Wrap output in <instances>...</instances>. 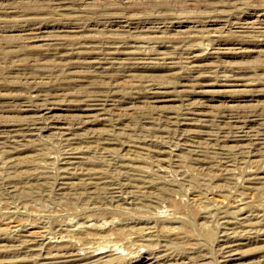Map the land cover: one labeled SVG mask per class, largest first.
Listing matches in <instances>:
<instances>
[{
	"label": "rangeland",
	"instance_id": "374dc122",
	"mask_svg": "<svg viewBox=\"0 0 264 264\" xmlns=\"http://www.w3.org/2000/svg\"><path fill=\"white\" fill-rule=\"evenodd\" d=\"M246 20L264 0H0V264H264Z\"/></svg>",
	"mask_w": 264,
	"mask_h": 264
},
{
	"label": "bare ground",
	"instance_id": "6f19581e",
	"mask_svg": "<svg viewBox=\"0 0 264 264\" xmlns=\"http://www.w3.org/2000/svg\"><path fill=\"white\" fill-rule=\"evenodd\" d=\"M250 10V9H249ZM248 10H246V12H247ZM243 13H245V11H243ZM242 13V14H243ZM247 14V13H246ZM253 15V14H252ZM254 16V15H253ZM60 17H65V15H62V16H60ZM258 17V16H257ZM247 18V17H246ZM246 18H244V19H246ZM261 18V17H260ZM243 19V18H242ZM252 19V18H251ZM256 20V19H255ZM261 20V19H260ZM263 20V19H262ZM253 21V20H252ZM116 22V21H115ZM248 22H251V21H248ZM262 22V21H261ZM260 21L258 22V21H253V23H247V20H246V22L245 23H247V24H249V27L247 26V24H246V26L245 27H243V26H241V28L242 29H240V30H247L248 28H251L250 30H252V29H255V30H258V29H263V27L264 26H262L261 24L263 23H261ZM147 23V22H146ZM149 23V22H148ZM243 23V22H242ZM241 23V24H242ZM24 24V25H23ZM21 26H22V31L24 32L22 35V38H21V42L23 43V44H26V43H32V40H34V36H36L35 35V33L36 32H32V29L31 28H29V26H31V25H26V24H30V23H23ZM115 24V23H114ZM126 24V23H125ZM223 24V23H222ZM238 24V23H237ZM33 25V24H32ZM72 25V24H71ZM239 25V24H238ZM251 25V26H250ZM264 25V24H263ZM69 27V26H68ZM71 27V26H70ZM69 27V28H70ZM73 27H75V26H73ZM234 27H236V26H234ZM240 27V26H239ZM37 28V27H36ZM126 28V27H125ZM74 29V28H73ZM75 29H77V28H75ZM148 29L149 28H146V30H144L143 31V33H146L147 31H148ZM249 30V29H248ZM37 31V30H36ZM47 31V30H46ZM42 32V31H41ZM67 32V31H66ZM100 32H105V34H101L99 37H102L103 39H107V38H110V37H112V38H117V39H120V38H122V36L123 35H125V29H124V26H119L118 27V29H116V30H112V31H107V29L106 30H103V31H100ZM261 32H262V30H261ZM264 32V31H263ZM263 32H262V34H263ZM157 33H159L158 31H157ZM42 34V33H41ZM206 34V33H205ZM46 35V34H45ZM149 35L150 34H147V36L149 37ZM153 35H157V34H153ZM37 36H41V38H38L37 39V37H36V39L37 40H39V39H41V41H42V36L43 35H40V34H38ZM44 37H46V40L47 41H49V42H53V43H67V42H74V41H76V40H78V37H76V36H74V35H69V34H63V33H61V32H56V31H54V32H50L49 34H47V36H44ZM98 37V38H99ZM157 37V36H156ZM45 39V38H44ZM36 42H38V41H36ZM48 42V43H49ZM47 43V44H48ZM59 45V44H58ZM62 45V44H61ZM91 53V52H90ZM193 57V56H192ZM192 61V60H191ZM143 64H145V65H150V64H153V63H143ZM191 64V63H190ZM195 63H193L192 62V65H194ZM200 64V63H199ZM199 64H195V65H199ZM201 66V65H200ZM150 67V66H149ZM148 67V68H149ZM143 68H145V67H143ZM194 68V67H193ZM198 68V67H197ZM87 69V71H90V69H92V68H86ZM204 69V70H203ZM202 69V71L203 72H205V71H208V69H209V67L206 69V68H203ZM93 70V69H92ZM94 72V71H93ZM85 73V72H84ZM90 73H91V71H90ZM211 73V72H210ZM133 81V80H132ZM98 99V98H97ZM100 99V98H99ZM94 101H96V104L98 103V101H99V103H100V101L102 102V99L101 100H94ZM94 101H91V102H94ZM88 103H90V102H88ZM103 103V102H102ZM106 103V102H105ZM88 106V105H87ZM98 106V105H97ZM100 106V105H99ZM32 107V106H31ZM90 108V107H89ZM27 109V108H26ZM29 109V108H28ZM34 109V108H33ZM36 109V108H35ZM28 111H30V110H28ZM35 111V110H34ZM86 111V110H85ZM31 112H33V111H31ZM87 113V112H86ZM186 118V117H185ZM188 120V119H187ZM182 121H184L183 119H182ZM186 125V124H185ZM60 129V128H59ZM68 129V128H67ZM65 130V129H64ZM69 130V129H68ZM243 130V129H242ZM242 130H240L239 132H241ZM244 132V131H243ZM246 132V131H245ZM237 133V132H236ZM235 133V134H236ZM62 134V133H61ZM64 134V133H63ZM65 134H66V132H65ZM241 134V133H240ZM239 134V135H240ZM247 134V133H246ZM238 135V136H239ZM238 136H237V138H238ZM241 137V136H240ZM239 137V138H240ZM248 137V136H247ZM233 137H231V139H232ZM238 138V139H239ZM243 138H244V135H243ZM242 138V139H243ZM241 139V140H242ZM232 141V140H231ZM238 141V140H237ZM245 141V140H244ZM238 144H239V142H237ZM241 144V143H240ZM239 144V145H240ZM238 145V148L240 147ZM242 146L244 145V144H241ZM245 146V145H244ZM248 146V145H247ZM246 147V146H245ZM244 148V147H243ZM71 154H73V153H71ZM117 197V196H116ZM113 198H115V197H113ZM117 198H119V197H117ZM232 224V223H231ZM252 225L255 227L256 226V224L255 223H252ZM252 226V228L254 229V227ZM236 227V226H235ZM237 228V227H236ZM252 229V230H253ZM257 229V228H256ZM231 230V229H230ZM233 230H236L235 228H233L232 229V234H237V232H235L234 233V231ZM253 232V231H252ZM225 233V232H224ZM223 233V234H224ZM238 233H240L241 234V232H238ZM263 233V232H262ZM226 234H229V235H232V234H230V233H225L224 235H226ZM243 234V233H242ZM245 234V233H244ZM255 234V233H254ZM238 235V234H237ZM23 236V235H22ZM244 236H246V235H243L242 237H244ZM19 237V236H18ZM26 237V236H25ZM221 237H223V236H221ZM225 237V236H224ZM228 237V236H227ZM238 237H240V236H238ZM247 237V236H246ZM233 238V237H232ZM234 238H236V237H234ZM238 239V238H237ZM236 239V240H237ZM246 239H248V238H246ZM21 240V239H20ZM19 240V242L21 243V241ZM28 240H29V242H30V240L31 239H26L25 241H27L28 242ZM240 240V239H239ZM241 240H242V238H241ZM23 241V240H22ZM33 241V240H32ZM227 241V240H226ZM26 242V243H27ZM34 242H35V240H34ZM31 244H32V242H30ZM36 243V242H35ZM232 243H235V242H232ZM23 244V246H25L24 244L25 243H22ZM28 244V243H27ZM242 244V243H241ZM32 245H34V244H32ZM31 245V246H32ZM229 246V245H228ZM235 246V245H234ZM240 246V245H239ZM230 247V246H229ZM223 248V247H222ZM228 248V247H227ZM230 249H232V251H233V248H230ZM236 250H237V248H235ZM234 249V250H235ZM224 251V250H223ZM226 252H227V250H226ZM226 252H222V254L223 253H226ZM229 252H231V250L229 251V249H228V254H229ZM234 252V251H233ZM232 252V253H233ZM232 253H230V254H232ZM235 253V252H234ZM224 255V254H223ZM230 256V255H229ZM67 257H69V256H67ZM230 258V257H229ZM232 258V257H231ZM158 259V258H157ZM160 259V258H159ZM228 259V258H227ZM227 261V260H226ZM68 262V261H67ZM263 262V261H262ZM222 263V262H221ZM226 264V263H225Z\"/></svg>",
	"mask_w": 264,
	"mask_h": 264
}]
</instances>
